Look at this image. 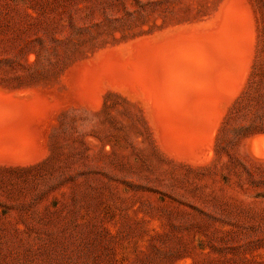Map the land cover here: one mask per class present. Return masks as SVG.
<instances>
[{"label": "rangeland", "instance_id": "374dc122", "mask_svg": "<svg viewBox=\"0 0 264 264\" xmlns=\"http://www.w3.org/2000/svg\"><path fill=\"white\" fill-rule=\"evenodd\" d=\"M256 139L264 0H0V264H264Z\"/></svg>", "mask_w": 264, "mask_h": 264}, {"label": "bare ground", "instance_id": "6f19581e", "mask_svg": "<svg viewBox=\"0 0 264 264\" xmlns=\"http://www.w3.org/2000/svg\"><path fill=\"white\" fill-rule=\"evenodd\" d=\"M188 40H189V39H188ZM165 46H167V45H165ZM168 46H169V44H168ZM199 50H200V49H199ZM199 50H198V51H199ZM143 55H144V54H143ZM145 56H146V55H145ZM179 57H180V56H179ZM179 57H177V58H179ZM161 58H162V57H161ZM169 59H170V58H169ZM173 59H174V58H173ZM181 59H182V58H181ZM188 59H189V58H188ZM175 60H176V59H175ZM177 60H178V59H177ZM185 60L187 61L186 58H185ZM190 60H191V59H190ZM190 60H189V61H190ZM171 61H172V60H171ZM197 62H198V61H197ZM157 63H158V62H157ZM181 63H182V62H181ZM186 63H187V62H186ZM189 63H190V62H189ZM198 63H199V62H198ZM174 64H175V63H174ZM184 64H185V62H184ZM184 64H183V65H184ZM140 65H141V64H140ZM196 65H197V67L199 66L198 64H195V66H196ZM179 66H180V65H179ZM184 66H186V65H184ZM188 66H189V64L187 65V67H188ZM197 67H196V68H197ZM192 68H193V67H192ZM198 68H199V67H198ZM187 70H188V68H187ZM191 70H192V69H191ZM193 70H194V69H193ZM195 70H197V69H195ZM144 71H145V70H144ZM189 71H190V68H189ZM197 71H198V70H197ZM198 72H199V71H198ZM193 73L195 74V72H193ZM198 74H199V73H198ZM191 75H192V73H191ZM196 75H197V74H196ZM193 76H194V75H193ZM197 76H198V75H197ZM197 76H196V77H197ZM196 77H194V78H196ZM197 78H198V77H197ZM173 79H174V78H173ZM192 79H193V78H192ZM200 79H201V77H200ZM198 80H199V78H198ZM172 81H173V80H172ZM176 81H177V80H176ZM236 91H237V90H236ZM10 97H11V96H10ZM15 110H16V109H15ZM15 110H13L12 112H14ZM28 112H29V111H28ZM26 113H27V112H26ZM45 117H46V116H45ZM22 130H23V129H22ZM261 140H262V139H260V141H261ZM260 141L257 140V139L254 141V146L256 147V149H255V150H256V151H255V154H256L257 156H259V157H264V150L261 149L260 146H259V145L261 144ZM262 141H263V140H262ZM2 145H3V144H2ZM10 147H11V146H10ZM15 147H16V146H15ZM0 149H1V148H0ZM5 149H6V148H5ZM14 149H16V148H14ZM21 149H22V148H21ZM1 150H2V149H1ZM185 150H187V149L185 148ZM15 151H16V150H15ZM9 152H10V151H9ZM20 152H21V151H20ZM186 152H187V151H186ZM186 156H187V155H186ZM188 156H190V155L188 154ZM1 157H2V156H1ZM16 157H17V156H16ZM22 157H23V156H22ZM191 157H192V156H191ZM202 157H203V156H202ZM202 157H201V158H202ZM2 158H3V157H2ZM187 159H188V158H187ZM191 159H192V158H191ZM206 159H207V155H206ZM206 159H204V161H206ZM14 160L17 161V162H18V161L21 162V161H25L26 159H25V158H16V159H14ZM189 160H190V159H189ZM198 160H199V158H198ZM200 160H202V159H200ZM200 160H199V161H200ZM194 161L197 162V159L193 160V162H194ZM204 161H203V162H204ZM10 162H11V161H10ZM31 162H32V161H31ZM189 162H190V161H189ZM201 162H202V161H201ZM203 162H202V163H203ZM12 163H13V162H12ZM195 164H196V163H195ZM197 164H198V163H197ZM197 164H196V165H197ZM199 164H200V163H199Z\"/></svg>", "mask_w": 264, "mask_h": 264}]
</instances>
